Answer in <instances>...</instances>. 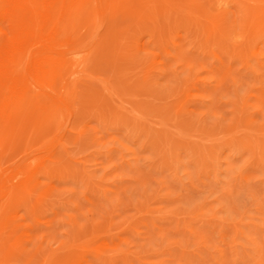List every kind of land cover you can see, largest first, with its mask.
<instances>
[{
  "label": "rangeland",
  "instance_id": "374dc122",
  "mask_svg": "<svg viewBox=\"0 0 264 264\" xmlns=\"http://www.w3.org/2000/svg\"><path fill=\"white\" fill-rule=\"evenodd\" d=\"M263 20L264 0L76 9L56 113L30 82L0 122V264H264Z\"/></svg>",
  "mask_w": 264,
  "mask_h": 264
},
{
  "label": "bare ground",
  "instance_id": "6f19581e",
  "mask_svg": "<svg viewBox=\"0 0 264 264\" xmlns=\"http://www.w3.org/2000/svg\"><path fill=\"white\" fill-rule=\"evenodd\" d=\"M103 3L104 0H0V20L8 23V29L0 28V122L22 113L30 99V82L42 89L40 95L47 111H56V102L62 101L56 86L66 63L61 48L67 43L66 30L73 12L86 4L101 7ZM27 56L29 64L24 66L22 61Z\"/></svg>",
  "mask_w": 264,
  "mask_h": 264
}]
</instances>
